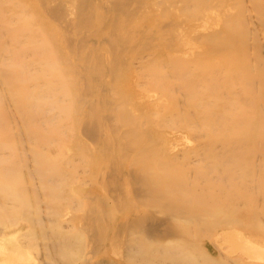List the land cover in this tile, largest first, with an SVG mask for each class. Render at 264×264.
<instances>
[{"label":"rangeland","instance_id":"374dc122","mask_svg":"<svg viewBox=\"0 0 264 264\" xmlns=\"http://www.w3.org/2000/svg\"><path fill=\"white\" fill-rule=\"evenodd\" d=\"M225 75L264 93V0H0V264H264V96L215 136L189 97Z\"/></svg>","mask_w":264,"mask_h":264},{"label":"bare ground","instance_id":"6f19581e","mask_svg":"<svg viewBox=\"0 0 264 264\" xmlns=\"http://www.w3.org/2000/svg\"><path fill=\"white\" fill-rule=\"evenodd\" d=\"M211 40V38H207V39H205L204 41L205 42H207V41H210ZM224 47V46H223ZM146 59V58H145ZM144 58H142V60L144 61L145 60ZM198 62H200L199 60H196L195 62H194V64L192 65V67L193 68H187V67H183L182 69H181V72L184 74V76H186V77H189V75L191 74V73H193V72H199V71H202V68H201V66H200V64L198 63ZM142 64H144V63H142ZM240 72V69L239 68H236L235 69V75L237 74L238 75V73ZM23 73H25V68H21V70H20V72H19V75L17 76L18 78H17V80H19V81H22L23 80V78H24V76H23ZM209 77V76H208ZM207 77V74L206 73H204V75H203V77H202V80H203V83H204V81H210V79ZM207 79V80H206ZM201 80V81H202ZM218 80H221V79H218ZM200 81V82H201ZM200 82L198 83L199 85H200ZM261 84H262V82H260ZM259 83V84H260ZM197 84V85H198ZM242 84H240V86H241ZM238 85H236V83H235V81L233 80V81H228L227 80V75H225L224 77H223V82L221 83V84H219V83H217V84H213V85H209V90H207V91H199L198 93H196V94H193V95H191V96H189V97H191V98H196V97H198L199 98V103L195 106V108H197V109H199V110H197V111H199V112H197V114H195L196 115V121H197V124H196V126H199V127H203V129H207V130H209V131H211V135L212 136H215L214 134L216 133V131L217 130H219L222 126H224V125H222L221 123L222 122H224V121H226L227 119H230L231 117H234V118H236V120L237 121H239V119L238 118H240L239 116H240V113L238 112V108H237V103L239 102H249V99H251L250 97L252 96V95H254L255 96V99H257V100H263V96H264V93H262V92H255V90H252V89H248V84L246 83L245 84V86L247 87V88H244V89H239L238 87H237ZM257 88V87H256ZM36 91V90H35ZM262 93V94H261ZM38 96V95H37ZM30 97H28V99H29ZM35 98V97H34ZM33 98V99H34ZM38 99V98H37ZM36 99V100H37ZM38 101V100H37ZM260 101V102H261ZM264 101V100H263ZM19 102V101H18ZM39 102V101H38ZM36 103V102H35ZM40 104V103H39ZM36 105V104H35ZM263 107H264V105H263ZM35 108H36V106H35ZM23 109V108H22ZM31 109V108H30ZM34 110V109H33ZM238 112V113H237ZM221 113H223V114H221ZM40 115V114H39ZM177 115H179V113H177ZM257 116H258V114H257ZM29 120H30V125L32 126V125H34L35 124V119H34V117H32V116H29V118H28ZM227 128V127H226ZM222 129H225V127H223ZM227 143V142H226ZM215 145V144H214ZM232 145V144H231ZM3 150H5L4 149V147H3ZM219 158H220V155H219ZM6 167V169L9 167V164L8 163H6V161L5 160H2V159H0V169H1V167ZM2 170H4V168L2 169ZM240 173H238V174H234L232 177H231V180L230 181H236V180H238V179H244L249 185H250V182L251 183H253V181H248V179L245 177L246 176V174H245V170H238ZM247 172H248V170H247ZM136 177H137V175H135ZM254 176H256V174L254 175ZM139 178V177H138ZM141 178V177H140ZM205 177H202V182L201 183H203L204 181V184H206L208 181V178H205ZM138 180V179H137ZM141 180V179H140ZM139 180V181H140ZM137 181V183H139L140 184V190L138 191V194H140V195H142L143 197L144 196H147V198H150V197H152V199H155V202L157 203H161V202H170V201H175L176 200V198H175V194H173V191H161V184H158V183H147L145 180H142V181ZM207 181V182H206ZM241 183V182H240ZM249 185H245V186H247V187H236L235 188V191H234V195H233V198L235 199H237V200H241L243 197H244V194H246L247 192H249V189H250V187H249ZM253 185V184H252ZM201 187L203 186V184L202 185H200ZM196 186H194V188H195ZM201 187H199V188H201ZM197 188V187H196ZM198 189V188H197ZM262 196V199L264 200V190H263V192H262V194H261ZM178 211V210H177ZM139 213H140V211H138L137 209H131V210H129V215L127 216V219H130V218H132V217H137L138 215H139ZM142 215V214H141ZM118 216V215H117ZM120 216V215H119ZM146 217V216H145ZM140 218H142V217H140ZM111 220H112V218H111ZM113 220H114V217H113ZM135 221L137 220V218L136 219H134ZM140 220H142V219H140ZM138 222V223H137ZM111 223H114V221L113 222H111ZM137 223V225L138 224H141V222H139V220L138 221H136L135 223L133 222V225L134 224H136ZM110 224V223H109ZM129 225H131V227H132V224H129ZM136 226V225H135ZM134 226V227H135ZM110 227V226H109ZM137 227V226H136ZM124 228V227H123ZM126 228V227H125ZM127 228H128V226H127ZM107 229V228H106ZM110 229H111V227H110ZM170 229V228H169ZM108 230V229H107ZM106 230V231H107ZM122 230V229H121ZM171 230V229H170ZM109 231L110 230H108V233H109ZM134 231V230H133ZM167 231H169V230H167ZM166 231V232H167ZM136 232V231H135ZM170 232V231H169ZM106 233V232H105ZM124 233V232H123ZM127 233H130L129 234V236H128V238L129 237H133L134 238V236L136 237V235L134 234V232L132 233L130 230L128 231V232H126V234ZM165 233V232H164ZM163 233V234H164ZM132 234V235H131ZM168 234V233H167ZM108 235V234H107ZM131 235V236H130ZM166 234H164V236H165ZM167 236H169V235H167ZM171 236V235H170ZM157 238V237H156ZM165 238V237H164ZM127 239V238H126ZM132 238H130V240H131ZM135 239V238H134ZM147 239V238H146ZM125 241V240H124ZM137 241V240H136ZM148 241H152L153 242V240H148ZM154 241H155V239H154ZM158 241H159V239H158ZM164 241V240H163ZM137 242H140V245H139V250H137V249H135L134 247H133V241L132 242H129V244L127 245V243H124V245L126 246L127 245V251L129 252V253H131V254H128L129 256H128V258L129 257H133L134 259H138L139 257H142V254H144L145 252H146V254L148 253V252H150L151 254H156V255H158V257H155L156 258V262H157V264H177L179 261H177V259H175L173 256H171V257H169V256H167L166 257V255H164V253H162L163 251L161 250L162 248H160V247H156L155 248V245H151L150 244V246H148V243L149 242H147L146 240H141V241H137ZM136 242V243H137ZM155 242H157V241H155ZM161 242H162V240H161ZM135 243V242H134ZM146 244V245H145ZM153 244H155V243H153ZM123 245V244H122ZM137 245H138V243H137ZM136 244L134 245V246H137ZM162 245V244H161ZM114 246V245H113ZM160 246V245H159ZM124 248V247H123ZM164 248V247H163ZM161 250V251H160ZM123 251V250H122ZM126 252V251H125ZM127 252V253H128ZM165 252V251H164ZM178 252H180L181 253V251H178ZM178 252H176V253H178ZM19 253V252H18ZM114 253V252H113ZM167 253V252H166ZM169 253H170V251H169ZM176 253H174V254H176ZM168 255H170V254H168ZM180 254H178V256H179ZM185 255V254H184ZM144 256H146V255H144ZM14 257H15V255H14ZM126 256H124V258H125ZM151 257V256H150ZM149 257V258H150ZM123 258V257H122ZM146 258V257H145ZM182 258V257H181ZM140 259V258H139ZM148 259V258H147ZM122 260V259H121ZM126 260V258L124 259V260H122V261H125ZM133 260V259H132ZM143 261V260H142ZM148 261V263H149V261L150 260H147ZM133 262V261H132ZM136 262V261H135ZM139 262H141V261H139ZM181 262V261H180ZM185 262H186V260H185ZM187 263V262H186ZM10 264V263H9ZM126 264V263H125ZM144 264V263H143ZM149 264H151V262L149 263ZM181 264H182V262H181ZM189 264H192V263H189Z\"/></svg>","mask_w":264,"mask_h":264}]
</instances>
